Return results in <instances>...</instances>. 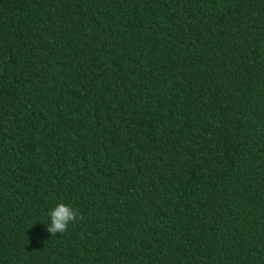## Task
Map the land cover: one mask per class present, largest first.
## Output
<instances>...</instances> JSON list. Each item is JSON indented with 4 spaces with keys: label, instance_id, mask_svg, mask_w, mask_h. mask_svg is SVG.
<instances>
[{
    "label": "trees",
    "instance_id": "16d2710c",
    "mask_svg": "<svg viewBox=\"0 0 264 264\" xmlns=\"http://www.w3.org/2000/svg\"><path fill=\"white\" fill-rule=\"evenodd\" d=\"M0 264H264V0H0Z\"/></svg>",
    "mask_w": 264,
    "mask_h": 264
},
{
    "label": "clouds",
    "instance_id": "9594fccd",
    "mask_svg": "<svg viewBox=\"0 0 264 264\" xmlns=\"http://www.w3.org/2000/svg\"><path fill=\"white\" fill-rule=\"evenodd\" d=\"M48 215L50 223L47 224L46 231L49 232L51 236L66 232L70 223L78 219H83L72 205H67L65 203L57 204L49 211Z\"/></svg>",
    "mask_w": 264,
    "mask_h": 264
}]
</instances>
